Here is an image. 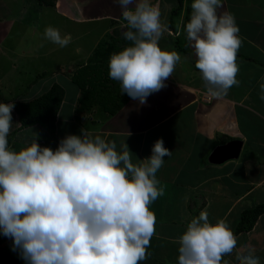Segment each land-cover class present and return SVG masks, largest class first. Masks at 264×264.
I'll list each match as a JSON object with an SVG mask.
<instances>
[{"label":"crops","instance_id":"0c3cea01","mask_svg":"<svg viewBox=\"0 0 264 264\" xmlns=\"http://www.w3.org/2000/svg\"><path fill=\"white\" fill-rule=\"evenodd\" d=\"M222 2L218 14H234L242 39L237 54L239 84L227 95L211 103L203 101L202 92L207 90L194 65V42H189L191 56L175 46L185 8L173 19L174 32L168 24L179 0L174 4L173 0H152L167 26L159 46L181 56L165 82L167 87L149 95L145 104L131 99L113 114L88 110L79 122L76 110L81 90L73 81L74 73L90 62L106 37H124L121 8L114 0H56L53 7L39 0H0V102L27 103L54 84L65 90L53 136L40 125L23 128L12 110L10 148L18 151L36 134L42 147L55 150L64 137L82 135L86 129L93 136L115 141L117 150L126 143L134 161L150 157L157 139H163L172 152L156 173L165 192L151 205L155 235L147 249L148 259L141 264H178V238L203 210L213 224L226 220L237 237V250L254 248L264 264V214L250 230L237 232L242 214L264 204V0ZM49 26L62 36L70 35L71 43L61 48L46 40ZM104 49L101 57L115 52L106 45ZM235 140L242 142L238 159L209 162L217 147ZM12 243L0 234V264H26L12 250ZM224 259L237 264L234 253Z\"/></svg>","mask_w":264,"mask_h":264},{"label":"clouds","instance_id":"9594fccd","mask_svg":"<svg viewBox=\"0 0 264 264\" xmlns=\"http://www.w3.org/2000/svg\"><path fill=\"white\" fill-rule=\"evenodd\" d=\"M114 2L130 44L110 56L108 74L122 94L145 104L167 87L181 56L159 46L167 26L158 4ZM221 8L222 0H193L185 26L204 93L213 98L239 84L240 29L234 14H218ZM44 37L61 48L71 43L70 35L51 26ZM14 107L0 102V234L12 240V250L26 264H141L148 259L156 225L151 205L165 192L156 173L172 153L163 139L154 143L150 157L135 161L126 143L117 150L115 141L86 129L64 137L55 150L42 147L34 134L17 151L8 141ZM178 243V264H232L224 257L233 253L237 264H261L254 248L237 250L227 221L211 223L207 210L191 219Z\"/></svg>","mask_w":264,"mask_h":264},{"label":"trees","instance_id":"16d2710c","mask_svg":"<svg viewBox=\"0 0 264 264\" xmlns=\"http://www.w3.org/2000/svg\"><path fill=\"white\" fill-rule=\"evenodd\" d=\"M39 2L43 5L53 7L55 6L56 0H39ZM190 4L191 0H179L178 7L172 10V18L168 24V28H170L171 31L177 32V29L174 27L173 19L179 16L185 8L183 29L179 36H176L175 46L180 52L188 56H191L189 47L190 40L187 39L185 26L191 16ZM112 38H114L116 42L120 41L124 44L122 48H118V50H114L115 52L112 53H118L130 44V42L124 37L119 38L117 36H113ZM104 44L105 42L98 46L96 52L94 53V57H97L98 54L100 56L99 50L103 48ZM109 58L110 56H100L97 58V64L89 62L86 66H82L78 69L77 72L79 74H77V79L85 78L86 81H90V83L87 81L88 87H82V85H79L81 94L78 98L77 109L80 110V112L90 110V112H93L94 114V111L99 112L97 114H113L122 109V107L132 99L126 93L122 94L120 83L112 80L109 77V74L105 72L108 71L105 67H107L106 62ZM84 74L88 75V77H84ZM64 96L65 90L60 85L54 84L48 92L34 100H31L30 102H14V111L19 117L21 126L23 128H27L33 125H40L45 128L51 136H53L58 113L62 106ZM76 118L79 122H83L84 120V118L80 117L78 114L76 115ZM262 214H264V204L259 205L254 209L245 211L242 214V220L237 232L250 230L253 227L255 220Z\"/></svg>","mask_w":264,"mask_h":264},{"label":"water","instance_id":"95a60500","mask_svg":"<svg viewBox=\"0 0 264 264\" xmlns=\"http://www.w3.org/2000/svg\"><path fill=\"white\" fill-rule=\"evenodd\" d=\"M242 147L239 140L231 141L224 146L217 147L209 158L211 163L225 162L230 159H238Z\"/></svg>","mask_w":264,"mask_h":264},{"label":"rangeland","instance_id":"374dc122","mask_svg":"<svg viewBox=\"0 0 264 264\" xmlns=\"http://www.w3.org/2000/svg\"><path fill=\"white\" fill-rule=\"evenodd\" d=\"M175 3V0H173V4ZM105 45H106V47L107 48H110V49H114V50H118V48H122V46L124 45L122 42H120V41H115V39L114 38H112L111 36H108V37H106V42H105V44H104V46H103V48L101 49V50H99V52H101L102 50H104V48H105ZM110 59V58H109ZM109 59L107 60V67H105V68H107V70L108 71H105V72H107V74H108V72H109V69H108V64H109ZM89 62V61H88ZM90 62L91 63H98V62H96V58L95 57H92L91 58V60H90ZM84 62H82V64H83ZM77 67V66H76ZM86 72L89 74V72L86 70ZM72 74V73H71ZM74 78H73V81H74V83H76L77 85H82V87H84V86H87V81H86V79L85 78H82V79H77V72L76 73H74ZM88 77V75H86V74H84V77ZM88 83H90V81H88ZM88 87V86H87ZM205 102V101H204ZM79 112V113H78ZM79 115L80 117H82V118H84L87 114H88V112L87 111H81L80 112V110H78L77 109V111H76V115ZM76 120H77V118H76ZM45 129V128H44ZM46 130V129H45Z\"/></svg>","mask_w":264,"mask_h":264},{"label":"built area","instance_id":"2783aa9c","mask_svg":"<svg viewBox=\"0 0 264 264\" xmlns=\"http://www.w3.org/2000/svg\"><path fill=\"white\" fill-rule=\"evenodd\" d=\"M202 99L206 103H211L213 101V97H211L210 95H208L207 92L202 94Z\"/></svg>","mask_w":264,"mask_h":264}]
</instances>
